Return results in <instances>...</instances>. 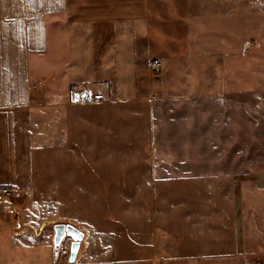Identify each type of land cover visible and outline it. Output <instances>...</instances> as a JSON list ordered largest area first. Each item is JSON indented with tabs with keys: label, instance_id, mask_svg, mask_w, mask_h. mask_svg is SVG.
<instances>
[{
	"label": "rangeland",
	"instance_id": "rangeland-1",
	"mask_svg": "<svg viewBox=\"0 0 264 264\" xmlns=\"http://www.w3.org/2000/svg\"><path fill=\"white\" fill-rule=\"evenodd\" d=\"M150 5L155 42L143 44L140 68L147 71L160 60L159 71L172 76L167 87L154 83V75H139L134 97L121 98L111 87L102 100L76 96L41 107L33 120L48 150L46 194L55 201L48 228L75 226L84 233L82 247H91L96 261L104 250L107 264H183L197 257L214 233L229 229L222 220L233 212L225 200L245 199L240 208L245 221L261 226L264 216L258 208L248 211L249 204L263 203L264 192L247 191L263 182L264 173V95H256L264 91V0H150ZM47 79L42 88L49 87ZM221 86L232 105L226 112L215 97L184 107L159 104L152 113L153 89L178 99L188 92H220ZM50 98L58 100V90L52 88ZM164 119L170 139L157 151L154 121ZM223 120L237 124L234 143H221L216 126ZM221 153L236 159L235 173H200L218 168ZM172 169L175 174H162ZM65 239L73 242L65 234L58 248Z\"/></svg>",
	"mask_w": 264,
	"mask_h": 264
},
{
	"label": "crops",
	"instance_id": "crops-1",
	"mask_svg": "<svg viewBox=\"0 0 264 264\" xmlns=\"http://www.w3.org/2000/svg\"><path fill=\"white\" fill-rule=\"evenodd\" d=\"M150 7V0H0V189L12 190V195L0 200V264H107L104 257L108 253L102 250L99 256L104 257L96 261L92 248H84L82 243L74 262L71 254L66 260L60 258L55 228L47 226L53 218L49 206L55 203L46 194L50 190L48 150L41 145L33 120L41 107L58 106L78 97L80 86L99 92L112 87L126 99L137 95L139 75H154L158 78L154 83L166 86L171 75L159 71L161 67L152 70L148 64L147 71L140 68L143 44L155 42ZM231 76L221 77L233 79ZM45 79L49 87L42 88ZM185 79L184 88H189L190 76ZM166 87L162 89L170 93ZM52 88L58 90V100H51ZM222 88V92L172 94L178 99L165 98L171 95L151 89L156 92H152L150 102L152 113L158 111L159 104L184 107L215 97L226 112L232 105L227 104ZM258 94L264 95V91ZM154 122L158 151L159 143H169L166 134L170 123L166 119ZM236 125L223 120L216 126L222 144L234 143ZM219 155L218 168L200 173H235L236 166H231L234 159L225 153ZM162 174L175 172L163 170ZM262 174L263 182L249 185L247 191L264 192ZM242 202L245 199L224 201L233 212L222 220L229 229L214 233L211 243L183 264H264V216L261 226L253 219L245 221L240 215ZM260 204H249L248 211L258 208L264 215V201Z\"/></svg>",
	"mask_w": 264,
	"mask_h": 264
},
{
	"label": "built area",
	"instance_id": "built-area-1",
	"mask_svg": "<svg viewBox=\"0 0 264 264\" xmlns=\"http://www.w3.org/2000/svg\"><path fill=\"white\" fill-rule=\"evenodd\" d=\"M161 61L160 60H154L151 64L153 68H159L161 67ZM78 93V98L82 101H91V100H102L106 98L107 93L104 91H95V90H90V89H82L81 91L77 92ZM12 195V190L7 188V187H2L0 189V200L5 199L7 196ZM72 242V241H71ZM70 241L64 242V246L62 245L59 249L60 253L67 254V256H70L71 254V248H72V243Z\"/></svg>",
	"mask_w": 264,
	"mask_h": 264
},
{
	"label": "water",
	"instance_id": "water-1",
	"mask_svg": "<svg viewBox=\"0 0 264 264\" xmlns=\"http://www.w3.org/2000/svg\"><path fill=\"white\" fill-rule=\"evenodd\" d=\"M65 234L67 236H70V238H72L73 240L72 248L70 250V261L74 262L78 255V250H80L82 240L84 239V233L73 225H59L57 226V232L55 237L56 245H58L59 241L61 240V237H63Z\"/></svg>",
	"mask_w": 264,
	"mask_h": 264
}]
</instances>
